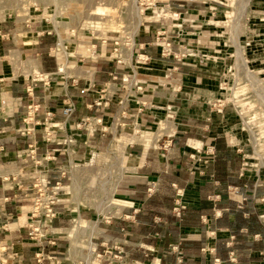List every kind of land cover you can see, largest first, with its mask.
I'll use <instances>...</instances> for the list:
<instances>
[{
	"label": "crops",
	"instance_id": "1",
	"mask_svg": "<svg viewBox=\"0 0 264 264\" xmlns=\"http://www.w3.org/2000/svg\"><path fill=\"white\" fill-rule=\"evenodd\" d=\"M172 1L170 7L183 21H199L198 4L194 0ZM185 25L189 28L172 30L175 50L182 39L191 42L201 38L199 31L190 29L192 23ZM156 27L159 25H147L146 30L151 33L134 42L143 51H137L135 56L134 49L123 63L110 55L108 59L79 64L70 59L73 54L65 53V61L61 62L54 53L61 39L57 27L22 31L16 25L6 31L0 25V250L8 251L7 257L0 252V264H62L58 255L64 251L59 249L58 240L55 246L47 245L55 248L50 249L27 236L33 194L31 177L39 174L34 163L43 161L47 152L52 153L55 169L50 172L59 173L57 164L75 161L80 143L92 141V125L84 127L88 140L67 138L76 132L77 120L85 116L102 119V126H94L103 136L115 135L130 126L155 123L156 107L160 101L167 100L155 87V81L161 78L156 68L159 62L172 64L186 80L185 87L195 91L187 93L179 105L185 112L180 113L182 118L169 138L168 150L151 147L159 136L155 134L151 145L146 143L143 151L138 147L143 163L135 167L136 173L127 175L119 184L132 203L125 210L132 220L117 221L119 233L130 234L149 250L132 253L131 260L138 264H264V189L261 188L264 172L261 168L254 171L245 167L252 162L248 160L250 148L234 131L218 123L219 118H211L207 105L200 104L210 94L211 77L196 74L195 60L191 57L180 61L163 58L154 41L159 29ZM31 32L36 35L29 37L32 38L29 41L25 34ZM98 44L91 40L95 50ZM104 46L101 43V50ZM138 54L146 55L149 60L139 62ZM29 85H33L32 93L27 91ZM98 98L108 101V105L98 107ZM66 99L77 105L69 117L63 113ZM30 105L39 109L33 118L28 117ZM48 110L54 111L49 127L57 124V128H49L50 140L44 130ZM161 122L165 124L164 132L173 133L171 120ZM104 124L109 127L107 132ZM210 144L216 145L217 159L211 158L199 172L197 160L192 156L193 148L198 145L204 153ZM249 170L254 173H248ZM220 180L222 186L216 187ZM152 186L154 191L150 193L148 189ZM229 186L238 189L230 191ZM176 187L184 191L188 205L183 219L175 217L171 201L169 206L160 201L167 194L171 196ZM217 194V199L211 197ZM242 197L246 201L241 208ZM251 214L258 219L259 230H249ZM174 243L179 244L181 253L172 249Z\"/></svg>",
	"mask_w": 264,
	"mask_h": 264
},
{
	"label": "rangeland",
	"instance_id": "2",
	"mask_svg": "<svg viewBox=\"0 0 264 264\" xmlns=\"http://www.w3.org/2000/svg\"><path fill=\"white\" fill-rule=\"evenodd\" d=\"M194 1L198 4L196 13L199 21H183L180 17L183 26L176 28L186 29L189 27L185 23H192L190 29L199 31L201 36L191 42L182 39L178 44V47L193 49L195 55L190 57L195 60L194 72L211 77L210 94L200 104L207 105L209 112L213 114L211 118H219L221 121L218 123L222 122L223 126L234 131L241 142L250 148L248 160L252 162L245 167L254 171L261 168L264 172V0ZM170 2L173 1L0 0V25L6 31L12 30L16 25L22 31L36 30L37 27L53 30L57 27L59 39L61 36L63 41L58 40L54 53L60 57L61 62L65 61V53L69 56L73 54L70 59L79 64L108 59L110 55L116 61L127 60L134 49L135 56L137 51H143L137 49L139 46H135L134 42L151 33L146 30L147 25L154 24L159 25L156 28L169 29L168 35L173 41L172 30L175 28L171 29L172 23L166 24L170 22L168 17L171 12L166 7ZM171 11L174 12L175 9ZM161 22L165 25L161 26ZM26 24L30 26H25ZM25 35L31 41L32 38L29 37L36 33ZM180 37L184 38L183 35ZM106 38L105 48L101 50V43ZM91 40L99 43L97 51L92 48ZM115 40L124 46L121 57L115 50ZM154 41L156 42V34ZM156 68L161 77L155 81L156 90L164 93L167 100L160 101L156 107L158 117L155 123L146 127L130 126L119 130L115 135L107 133L103 136L100 131L91 133L92 141L80 143L79 155L75 161L57 164L60 166L59 173L50 172L55 169L52 153L47 152L43 161L34 163L39 174L31 177V209L34 199L40 197V190L45 200H51L54 195L52 187L61 179V190L56 195L57 216L49 227L48 238L58 240L59 249L64 251L62 255H58L62 264H138L131 260L132 253L149 251L140 240L132 239L130 234L119 233L117 221L132 220L130 214H125L128 205L132 203L120 190L119 184L127 175L136 173L135 167L143 163L138 147L143 151L146 143L151 145L155 134L159 136L151 147L168 150L169 138L176 132L182 118L180 113L185 112L179 105L185 100L187 93L195 91L185 87L186 80L172 64L159 62ZM99 99L101 98L97 100ZM219 101L225 104L217 110L213 104ZM222 112H225L224 115H221ZM164 120L173 122V133L164 132L165 124L161 122ZM49 121L44 119V130L49 126ZM104 126L107 128L104 132H107L109 127L106 124ZM76 128V132L67 139L85 137L88 140V131L77 125ZM147 131L150 133H145ZM83 134L86 135L82 136ZM211 146L208 145L204 153L198 145L193 148L199 172L209 163L206 159L211 157ZM88 153L87 158L85 155ZM251 171L248 173H254ZM261 182L264 185V176ZM37 183L41 184L37 186ZM261 188L264 189V186ZM184 195L182 190L179 199L184 201ZM29 221L31 222L30 217ZM30 222L27 226L28 237ZM45 246L55 249L47 246V243ZM28 250L29 248L26 251ZM1 251L7 255L6 249Z\"/></svg>",
	"mask_w": 264,
	"mask_h": 264
},
{
	"label": "built area",
	"instance_id": "3",
	"mask_svg": "<svg viewBox=\"0 0 264 264\" xmlns=\"http://www.w3.org/2000/svg\"><path fill=\"white\" fill-rule=\"evenodd\" d=\"M170 12L171 15L168 17L170 18V22L172 23V25L174 26V28H178L180 26H183V23L180 19V14L178 12H173L171 11L172 8L170 7V4H168L166 6ZM103 16V15H102ZM43 19H45L46 21L47 18L43 17ZM160 20V19H159ZM175 21H178V23H175ZM169 23H166L167 25ZM162 25H165V23L161 22ZM169 29H164L163 27H161L160 29L156 30L155 34H156V42L155 44L159 45L160 47V53L161 56L163 58H169V59H175V60H183L185 58H188L192 55H195V53L193 52L192 48H187L185 46H179V48L177 50L174 49V42L170 39L169 37V33H168ZM103 40V39H100ZM107 38L105 40H103L104 42H107ZM115 45L116 48L115 50L119 52V57H121V52L124 48L123 45L120 44L119 41L115 40ZM149 60V58L144 55V54H138V61L141 63H145ZM118 63H123L124 60L123 59H119L117 60ZM117 77L114 76V79H116ZM27 91L28 93H32L33 92V85H29L27 87ZM225 103L222 101H219V103H214L213 106L218 110V108H220V106L224 105ZM96 105L97 106H106L108 105V101H104L103 98L96 100ZM219 106V107H218ZM76 104L74 101H72L71 99H66L65 101V105L63 107V113L66 116H71L75 111H76ZM38 106H29V110H28V117H34L35 116V112L38 111ZM54 117V111L52 110H48L46 112V117L45 120L46 121H52ZM92 125V133H94L97 129L95 128L94 125H101L102 126V119L99 117H90V116H86V117H82L78 123H77V127L78 128H84L85 126H89ZM94 126V127H93ZM52 128L57 127V124H54L52 126H50ZM49 126L45 127V132H46V138L47 140H50V136H51V131L49 130L50 128ZM211 157L209 159H206L207 162H209L211 160V158H214L215 155V147L214 145L211 146ZM193 158L194 155H192ZM248 163H246L247 165ZM41 183H37V186H39ZM60 187H61V179L56 181V184L53 185V192L54 195L52 196L51 200H45V198L43 197L44 194L42 193V191L39 188V192H40V197H37L34 199V204L33 207L30 211V224H29V238L31 241H33L34 243L40 245V246H45V243H47V245H51V246H55L57 240L56 239H49V227L52 225V222L54 220V218H56L57 216V212L55 211V206L58 204V201H56V195L59 194L60 192ZM238 189V187H234V186H229V190L231 191H236ZM149 192L152 193L154 191V186L150 187ZM181 193H182V189L178 188L177 189V196H176V201H175V206L173 209L174 214L177 217L182 216L183 214V210L186 208L187 203L181 199H179V197H181ZM213 199H217L219 197V195H212L211 196ZM246 200V197H242L241 198V204L240 207L242 208L243 205V201ZM47 202V203H44ZM172 249L174 251H176L177 253H181L180 250V246L178 243H174L172 244ZM178 261L181 262L182 259L179 256L178 257ZM24 264V263H21Z\"/></svg>",
	"mask_w": 264,
	"mask_h": 264
},
{
	"label": "trees",
	"instance_id": "4",
	"mask_svg": "<svg viewBox=\"0 0 264 264\" xmlns=\"http://www.w3.org/2000/svg\"><path fill=\"white\" fill-rule=\"evenodd\" d=\"M214 147H215V155H214V158H215V161H216V159H217V149H216V145H214ZM215 179H216V176L214 175V180ZM230 181L231 182H234V180H230ZM222 183H223V180H220L219 181V184L216 187L222 186ZM177 189H178V187L174 188L173 194L171 196L167 194V195L163 196L162 200H160L161 202L163 201L166 204V206H169L170 205V201H171L172 202V207H171L172 208V212H173V209H174V206H175V201H176V196H177ZM187 209H188V205L183 210V214H182L181 218L180 217H177L176 215H175V217L177 219H183V217H184L185 212H186ZM148 215H149V213H148ZM250 221L252 223H249V230H259L260 229V227H259L260 226L259 225V221H258L257 218H255V216L253 214H251V216H250ZM253 225H255V228L254 229H253Z\"/></svg>",
	"mask_w": 264,
	"mask_h": 264
},
{
	"label": "bare ground",
	"instance_id": "5",
	"mask_svg": "<svg viewBox=\"0 0 264 264\" xmlns=\"http://www.w3.org/2000/svg\"><path fill=\"white\" fill-rule=\"evenodd\" d=\"M60 38H61V36H60ZM61 41H63V39L61 38Z\"/></svg>",
	"mask_w": 264,
	"mask_h": 264
}]
</instances>
